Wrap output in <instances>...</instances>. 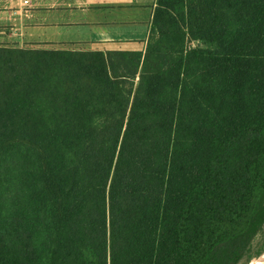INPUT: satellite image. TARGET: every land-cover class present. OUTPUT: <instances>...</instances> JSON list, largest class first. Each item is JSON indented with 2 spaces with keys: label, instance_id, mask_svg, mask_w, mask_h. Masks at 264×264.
Segmentation results:
<instances>
[{
  "label": "trees",
  "instance_id": "1",
  "mask_svg": "<svg viewBox=\"0 0 264 264\" xmlns=\"http://www.w3.org/2000/svg\"><path fill=\"white\" fill-rule=\"evenodd\" d=\"M264 254V0H157L143 50L0 53V264Z\"/></svg>",
  "mask_w": 264,
  "mask_h": 264
},
{
  "label": "crops",
  "instance_id": "2",
  "mask_svg": "<svg viewBox=\"0 0 264 264\" xmlns=\"http://www.w3.org/2000/svg\"><path fill=\"white\" fill-rule=\"evenodd\" d=\"M0 0V52L143 50L157 0ZM39 57V56H38Z\"/></svg>",
  "mask_w": 264,
  "mask_h": 264
},
{
  "label": "rangeland",
  "instance_id": "3",
  "mask_svg": "<svg viewBox=\"0 0 264 264\" xmlns=\"http://www.w3.org/2000/svg\"><path fill=\"white\" fill-rule=\"evenodd\" d=\"M0 53H2V52H0ZM32 55L31 56H34V57H40V55H37V54H34V53H31ZM30 56V55H29ZM28 56V57H29ZM264 258V254L260 257V258H257V259H254L252 262H251V264H259L260 262H261V260Z\"/></svg>",
  "mask_w": 264,
  "mask_h": 264
},
{
  "label": "built area",
  "instance_id": "4",
  "mask_svg": "<svg viewBox=\"0 0 264 264\" xmlns=\"http://www.w3.org/2000/svg\"><path fill=\"white\" fill-rule=\"evenodd\" d=\"M24 4H25L26 6H28V5L30 4V2H29L28 0H25V1H24Z\"/></svg>",
  "mask_w": 264,
  "mask_h": 264
},
{
  "label": "bare ground",
  "instance_id": "5",
  "mask_svg": "<svg viewBox=\"0 0 264 264\" xmlns=\"http://www.w3.org/2000/svg\"><path fill=\"white\" fill-rule=\"evenodd\" d=\"M259 264H264V258L261 260V262Z\"/></svg>",
  "mask_w": 264,
  "mask_h": 264
}]
</instances>
